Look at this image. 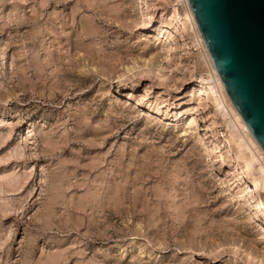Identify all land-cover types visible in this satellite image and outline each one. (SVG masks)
<instances>
[{
	"label": "rangeland",
	"instance_id": "obj_1",
	"mask_svg": "<svg viewBox=\"0 0 264 264\" xmlns=\"http://www.w3.org/2000/svg\"><path fill=\"white\" fill-rule=\"evenodd\" d=\"M147 1L154 22L142 0H0V264H264V191L190 94L202 49L177 35L163 82L129 72L165 53L173 1ZM188 106L196 127L172 121Z\"/></svg>",
	"mask_w": 264,
	"mask_h": 264
},
{
	"label": "bare ground",
	"instance_id": "obj_2",
	"mask_svg": "<svg viewBox=\"0 0 264 264\" xmlns=\"http://www.w3.org/2000/svg\"><path fill=\"white\" fill-rule=\"evenodd\" d=\"M172 1L174 4V7L170 12L172 23L171 22L168 23L167 21H165L164 19L166 18H164L165 17L164 16L163 17L164 19L160 18L161 21H159V23L155 25L154 29L151 30L154 33L153 35H155L154 38L156 37V42L160 41L161 43H163L162 44L163 51H165L163 58L160 60L150 59L145 64V66L134 67L132 69H129V72L133 74L135 77L143 76L147 78L150 74H154L156 76L155 78H157V76L163 78L161 79L163 82L164 78H167L166 76L168 72H170L171 69L175 67L174 65L175 63L173 64L174 67L172 65H171L172 67H168L165 64L169 63L172 60L173 54H175L174 52L176 51V49H178L175 43L178 37L177 35H180L185 39L186 45L191 46L190 49L192 48V50H197V51L202 49V53L201 54L198 53L199 55L197 57L194 56L195 57L194 60L189 64L190 67L188 69L191 72V76L189 75L190 76L189 78L192 80L191 82H193L190 94H192L191 96L193 98L200 97V100H202V103L200 104L201 106L200 108H202V110L204 111L208 110L206 113L207 116L209 114L210 116L212 115L211 117L213 119L211 123L208 125V128L210 129L213 128L215 131V136L222 138L223 141L228 145V148L230 149V153L234 157L233 160H235V162L240 165L242 169V173L244 174L245 177L249 179L250 182L249 184L251 185L253 191L254 190L264 191V162H262L259 156L257 155L258 151L256 149L254 150L253 148L255 146L259 148L260 153L263 155H264V150L253 136L251 130L247 126L243 117L241 116V114L239 113V111L237 110V108L235 107V105L233 104L231 98L227 93L223 80L216 69L212 56L209 52V49L205 43V40L198 26L196 18L193 14L190 0H172ZM142 2H143L142 5L144 6L143 11L146 19H149V22H152L153 16L152 13L150 12L151 7L149 6L147 0H142ZM181 4L185 5L184 14H182L181 12V8H180ZM192 33L194 34L196 40L195 43L190 41L191 39L190 37L192 36ZM202 65H205L208 68V70L207 71L204 70L206 71L205 72L206 74L202 72L199 76H197L196 74L197 70ZM127 96L128 99L134 98L132 93H128ZM152 107L153 106H150L149 109H152ZM185 108L186 111L180 113V115L178 114L179 116L172 121L175 122V124H177L178 122L180 123L181 121L186 119L188 121V124L191 126V128L196 127L198 125L197 123L198 116L196 115V113H192L193 108L191 106ZM155 110L157 111V113L160 112V109H154V111ZM168 115H166V117H168ZM210 142H212L214 146L213 151L215 150L217 151L219 149L218 144H216L213 140ZM206 148L207 150H209L207 146ZM210 153H212V151H210ZM232 190L233 187L231 188V191ZM234 194L236 195V193ZM241 202L242 205L248 206L249 211L253 207L250 199L249 200L244 199L241 200ZM263 205H264L263 202L260 201L259 204L255 206L254 212H251V219L252 221H256V223L261 228V230L264 231V227L262 225L264 222V218H262V216L264 217ZM247 256L251 258L253 261H256V259L252 255L247 254Z\"/></svg>",
	"mask_w": 264,
	"mask_h": 264
},
{
	"label": "water",
	"instance_id": "obj_3",
	"mask_svg": "<svg viewBox=\"0 0 264 264\" xmlns=\"http://www.w3.org/2000/svg\"><path fill=\"white\" fill-rule=\"evenodd\" d=\"M233 104L264 150V0H190Z\"/></svg>",
	"mask_w": 264,
	"mask_h": 264
}]
</instances>
